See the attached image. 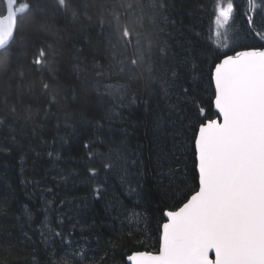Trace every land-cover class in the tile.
<instances>
[{
  "label": "trees",
  "instance_id": "trees-1",
  "mask_svg": "<svg viewBox=\"0 0 264 264\" xmlns=\"http://www.w3.org/2000/svg\"><path fill=\"white\" fill-rule=\"evenodd\" d=\"M24 4L0 55V264H129L159 252L165 213L199 189L194 137L219 117L214 69L225 54L264 50V0ZM161 150L164 172L183 183L160 175Z\"/></svg>",
  "mask_w": 264,
  "mask_h": 264
},
{
  "label": "snow or ice",
  "instance_id": "snow-or-ice-1",
  "mask_svg": "<svg viewBox=\"0 0 264 264\" xmlns=\"http://www.w3.org/2000/svg\"><path fill=\"white\" fill-rule=\"evenodd\" d=\"M15 3L7 0V15L0 16V49L13 37L18 15L29 8H14ZM59 3L68 6L66 0ZM249 3L255 6V0ZM233 10L231 2L218 8L217 36ZM131 35L125 27L123 36ZM227 40L225 34L224 48ZM212 79L222 122L208 118L194 137L199 190L179 211L165 214L159 254L139 253L131 257L134 264H264V50L225 54ZM168 160L163 150L157 154L160 175L168 177L170 186L183 183L186 177L178 169L169 166L164 172Z\"/></svg>",
  "mask_w": 264,
  "mask_h": 264
},
{
  "label": "water",
  "instance_id": "water-1",
  "mask_svg": "<svg viewBox=\"0 0 264 264\" xmlns=\"http://www.w3.org/2000/svg\"><path fill=\"white\" fill-rule=\"evenodd\" d=\"M11 39H12V38H11ZM11 39H10V40H11ZM251 50H255V49H251ZM251 50H245V51H251ZM221 62H222V61H221ZM221 62H220V63H221ZM214 71H215V69H214ZM213 75H214V72H213ZM213 86H214V92H215V84H214V80H213ZM214 95H215V93H214ZM214 108H215V99H214ZM215 111L217 112L216 108H215ZM217 113H218V112H217ZM218 114H219V113H218ZM217 120H219V121L222 122V117L219 116V117L217 118ZM198 190H199V189H198ZM193 195H194V194H193ZM190 199H191V198H190ZM190 199H189V200H190ZM189 200H188V201H189ZM186 203H187V202H186ZM186 203H185V204H186ZM183 206H184V205H183ZM183 206H182V207H183ZM182 207H180V208H182ZM180 208H179L178 210H175V211H179ZM166 213H167V212H166ZM166 213H165V214H166ZM165 216H166V215H165ZM167 222H168V218H167V216H166V222H165V223H167ZM162 234H163V227H162ZM161 237H162V236H161ZM141 253H148V252H141ZM138 254H139V253H138ZM138 254H137V255H138ZM148 254L158 255L159 252H157V253H148ZM133 256H136V255H131V256L128 258V263H129V264H134L133 260L131 259V257H133ZM209 258L212 259V260H214V259H215V253H214V252H210V253H209Z\"/></svg>",
  "mask_w": 264,
  "mask_h": 264
},
{
  "label": "bare ground",
  "instance_id": "bare-ground-1",
  "mask_svg": "<svg viewBox=\"0 0 264 264\" xmlns=\"http://www.w3.org/2000/svg\"><path fill=\"white\" fill-rule=\"evenodd\" d=\"M11 42H12V41H11ZM11 42H10V43H11ZM10 43L8 44V46L10 45ZM8 46H7V47H8ZM7 47H6V48H7ZM6 48H5V49H6ZM138 253H141V252L134 253L133 255H137Z\"/></svg>",
  "mask_w": 264,
  "mask_h": 264
},
{
  "label": "rangeland",
  "instance_id": "rangeland-1",
  "mask_svg": "<svg viewBox=\"0 0 264 264\" xmlns=\"http://www.w3.org/2000/svg\"><path fill=\"white\" fill-rule=\"evenodd\" d=\"M245 4H246V3H245ZM231 33H232V32H231ZM231 33H230V34H231ZM212 77H213V74H212ZM212 83H213V79H212ZM214 99H215V95H214L213 101H214Z\"/></svg>",
  "mask_w": 264,
  "mask_h": 264
}]
</instances>
